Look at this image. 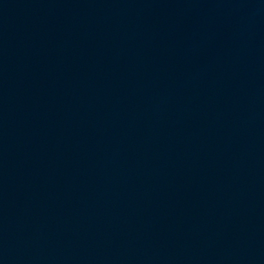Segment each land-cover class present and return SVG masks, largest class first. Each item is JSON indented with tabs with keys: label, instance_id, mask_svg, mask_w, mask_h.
<instances>
[{
	"label": "water",
	"instance_id": "95a60500",
	"mask_svg": "<svg viewBox=\"0 0 264 264\" xmlns=\"http://www.w3.org/2000/svg\"><path fill=\"white\" fill-rule=\"evenodd\" d=\"M0 264H264V0H0Z\"/></svg>",
	"mask_w": 264,
	"mask_h": 264
}]
</instances>
